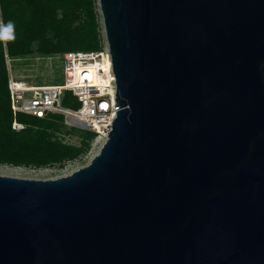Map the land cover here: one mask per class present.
<instances>
[{
	"label": "water",
	"instance_id": "1",
	"mask_svg": "<svg viewBox=\"0 0 264 264\" xmlns=\"http://www.w3.org/2000/svg\"><path fill=\"white\" fill-rule=\"evenodd\" d=\"M116 116L87 164L0 174V264H264V0H98Z\"/></svg>",
	"mask_w": 264,
	"mask_h": 264
},
{
	"label": "trees",
	"instance_id": "2",
	"mask_svg": "<svg viewBox=\"0 0 264 264\" xmlns=\"http://www.w3.org/2000/svg\"><path fill=\"white\" fill-rule=\"evenodd\" d=\"M95 3L96 0H0V20L5 24L13 22L15 37L0 40V165L63 167L82 156L96 136L79 129L83 130L79 132L80 145L58 139L53 132L64 124L60 114L38 118L18 113L16 120L24 128L14 130L6 63L7 58L12 65L28 57L100 49L102 37ZM72 100L71 92L66 91L63 105L78 107L79 102L77 106V101Z\"/></svg>",
	"mask_w": 264,
	"mask_h": 264
},
{
	"label": "built area",
	"instance_id": "3",
	"mask_svg": "<svg viewBox=\"0 0 264 264\" xmlns=\"http://www.w3.org/2000/svg\"><path fill=\"white\" fill-rule=\"evenodd\" d=\"M49 57L60 59L63 82L35 85L21 81L22 88L18 86L20 81L14 79L12 65L7 58L8 89L13 114L12 128L14 130L24 128V125L16 120L18 113L38 118L60 114L63 116L64 123L71 127L92 131L96 137L101 135V131L108 132L117 113L116 84L112 64L107 71L112 76L109 85L96 88L89 84L95 75L105 72L102 67H95V65L108 59L111 61L106 38L98 50H70ZM95 88L100 91L95 92ZM66 91L71 92L73 100L79 102L78 107L70 108L63 105Z\"/></svg>",
	"mask_w": 264,
	"mask_h": 264
},
{
	"label": "rangeland",
	"instance_id": "4",
	"mask_svg": "<svg viewBox=\"0 0 264 264\" xmlns=\"http://www.w3.org/2000/svg\"><path fill=\"white\" fill-rule=\"evenodd\" d=\"M95 10L98 15L100 33L102 37V42L105 39V34L103 31L102 15L100 12V7L98 5V0L95 3ZM35 46V44L33 45ZM95 67H99L98 64ZM62 68L60 59L56 57H28L26 59H19L12 63V74L15 80L25 82L26 84H51V83H61L62 80ZM107 79L103 76L96 77V75L90 80V86H95L96 88L105 86L104 83ZM107 82V81H106ZM78 85L79 82H76ZM95 88V89H96ZM94 89V90H95ZM76 102L72 100V103ZM76 108L74 104L67 105V107ZM78 106V103H77ZM28 118V117H27ZM64 122V121H63ZM80 128L72 127L69 124L64 123L57 131L53 132V135L64 142L80 145L82 138L79 134ZM98 137V136H97ZM95 136L90 142L87 151L70 162H67L63 167H23V166H11V165H0V174L15 176L20 178H32V179H51L59 176L66 175L71 171L85 165L91 159L93 155L97 153L103 144V140L96 141Z\"/></svg>",
	"mask_w": 264,
	"mask_h": 264
},
{
	"label": "bare ground",
	"instance_id": "5",
	"mask_svg": "<svg viewBox=\"0 0 264 264\" xmlns=\"http://www.w3.org/2000/svg\"><path fill=\"white\" fill-rule=\"evenodd\" d=\"M97 64H98L99 67H102L105 72L100 74V75H96V77H100V76L105 77L107 79L106 80L107 82H106L105 86L109 85V83L111 81V77H112L109 73H107L108 69H110L109 68L110 64H111L110 59H108V60H106L104 62L97 63ZM18 86L22 88L23 87V83L21 81L18 82ZM105 86H101V87H98V88H102V87H105ZM28 89H34V88H28ZM97 91H100V89H95V92H97ZM106 136H107V131H101V135H99L97 137L96 141H99V140H103L104 141L106 139Z\"/></svg>",
	"mask_w": 264,
	"mask_h": 264
},
{
	"label": "clouds",
	"instance_id": "6",
	"mask_svg": "<svg viewBox=\"0 0 264 264\" xmlns=\"http://www.w3.org/2000/svg\"><path fill=\"white\" fill-rule=\"evenodd\" d=\"M14 37V24L12 21L6 24L0 20V40L9 41L13 40Z\"/></svg>",
	"mask_w": 264,
	"mask_h": 264
}]
</instances>
